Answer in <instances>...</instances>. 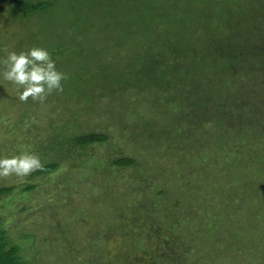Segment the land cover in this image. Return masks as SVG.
Listing matches in <instances>:
<instances>
[{
	"label": "rangeland",
	"instance_id": "rangeland-1",
	"mask_svg": "<svg viewBox=\"0 0 264 264\" xmlns=\"http://www.w3.org/2000/svg\"><path fill=\"white\" fill-rule=\"evenodd\" d=\"M191 1L194 2H186L188 7ZM15 3L17 0H0V57L39 45L35 43L39 36H26L37 29L30 30L26 17L11 7ZM58 7L36 12L30 19L34 24L43 23L46 13L52 12L48 21L54 22L61 17L62 6ZM90 9L85 5L82 11L90 13ZM109 22L107 31L95 24L82 34L86 40L77 36L65 43L64 51L56 58L57 70L67 77L61 81L63 90L53 91L43 103L31 98L21 103L14 86L0 80V155L30 151L41 162L50 156L66 160L63 140L72 130L73 134L93 131L107 136L103 142L88 144L81 150L75 147L70 160L63 161L56 172L39 177L43 199L34 212H24L15 220L20 228H32L36 235L32 254L27 245L26 255L36 264H246L251 245H264V193L250 188L257 180L250 169L241 170L243 160H232L233 167L230 157L242 154L237 151L239 146L256 152L263 146L264 88L257 94L256 85L248 82L246 87L251 90L247 95L238 84L243 79H237L236 90L243 95L236 97L233 105L241 104V108L223 117L220 148L215 144L220 125L212 116L222 110L210 104L204 106L206 114L202 116L192 114L186 104L175 109L169 103L163 108L162 103L149 101L137 89L102 95L97 93L101 88L85 91L84 81L79 78L84 79L87 70L94 74L89 84L99 78L105 87H116L115 82L120 81L117 71L104 72L96 66V44H103V57L108 56L99 64L110 62L112 68L115 57L121 66L125 54L132 52L130 48L124 51L123 46L122 53L120 48L114 53L106 52V43L115 38L122 37L125 42V34L111 28L113 19ZM188 24L179 23L172 29L170 24L166 30L172 31L170 37L175 41H187ZM81 40L86 47L80 46ZM186 62L190 68L191 59ZM242 64L237 66L242 69ZM124 68L127 70L125 65ZM89 90L92 94L87 96ZM153 122H162L169 131L155 142L156 148L151 138L147 143L141 141L146 132H160ZM263 154L264 147L258 156L239 159L247 158L251 166L264 159ZM116 157H128L134 163L110 164L109 160ZM28 176L0 179L11 182L29 179ZM64 176H72L68 188H64ZM242 182L246 184L244 188L240 186L239 195L230 192ZM54 190L55 195H51ZM211 243L216 244L215 248ZM236 247H244L243 253L239 254Z\"/></svg>",
	"mask_w": 264,
	"mask_h": 264
},
{
	"label": "trees",
	"instance_id": "trees-1",
	"mask_svg": "<svg viewBox=\"0 0 264 264\" xmlns=\"http://www.w3.org/2000/svg\"><path fill=\"white\" fill-rule=\"evenodd\" d=\"M187 1L17 0L16 6L11 5V7L18 10L22 17H26L30 30L37 29L35 32L37 34L27 32L26 36L30 37L28 34H32L33 37L39 36L36 38L38 41H35L36 45L39 44L37 47L44 46V49L55 61L56 68H58L56 58L64 51L65 43L72 42V39L77 36H81L83 41L86 40L82 34H85L88 26L93 28L97 24L98 27L100 26L104 31H107L109 30V20L113 19L111 28L115 31H122L125 34V42H122V37L115 38L114 42L106 43L105 46L108 49L106 52L108 54L114 53L120 48L122 53V46L126 48L124 51L130 48L132 52L125 54V62L121 66H118L119 60L114 56L115 60H111L116 64H113V69L112 64H109L110 62H105L103 65L99 64L102 58L103 61L108 60V56L103 57L105 55V53L103 54V44H96V47H93L95 58H98L95 60V62L97 61V65H95L104 72L108 69L117 71L116 76L120 77V81L115 82L116 87H110L111 85L105 87L99 78L97 82L89 84V79L94 74L87 70L84 79L79 78L84 81L85 91L87 88L91 90L93 87L101 88L100 92L97 93L102 95L117 91H129L130 88L137 89L138 93L142 92L146 98L150 99L149 101L157 104L158 102L162 103L163 108L169 103L175 106V109L186 104L187 107L191 108L192 114L200 113L202 116L206 114L204 106L210 104V106L216 107L217 111L222 110L216 116H212V119L216 120V125H220L219 132L217 131V136H215V144L220 148L221 139L223 140L220 134L223 131H221L223 117L232 116L234 111L241 108V104L233 105L236 97L243 95L241 90L244 93L247 91V95L250 94L251 89L248 90L246 87L248 82L256 85L255 92L257 94H261L264 88V0H194V2H189V7L186 4ZM85 5L92 7L90 13L82 11ZM192 5L196 6L192 7ZM56 6H62L60 18L63 19L59 18L54 22H49L52 12L46 13L47 17L45 16L43 23L38 21L34 24L30 19L32 18L31 15L36 12L54 11ZM185 6L188 8L186 9ZM66 9L69 14L65 12ZM184 12L186 15H182ZM65 17L66 19H64ZM64 20L66 21L64 22ZM185 22H189L186 28L190 34V40L181 41L177 39L175 41L170 37L172 31H167L166 28L172 24V29L177 24ZM45 23L47 25L43 26ZM65 26L66 28H64ZM63 32H67V35L65 33L62 35ZM82 40L80 46L84 47L85 43ZM120 57L122 55L118 58L120 59ZM188 59H191L190 68L187 67L186 61ZM120 61L122 62V60ZM235 63H238L237 65L243 63L242 69L237 65L235 66ZM124 65L127 70H125ZM223 66H225L224 69ZM124 74H128V76L124 77ZM240 78L243 80L239 81L238 84L241 83L242 88L237 92V79ZM248 78H250L249 81H247ZM115 83L111 84L115 85ZM85 94L88 96L92 93L89 90ZM176 118L175 120H179ZM175 120L173 124L177 125ZM153 123L155 126L157 125V123ZM156 127L160 132H146L141 141L147 143L145 141L151 138V143H155L160 140L163 132L169 133L162 122ZM72 131L68 134L69 138L63 140L67 146L64 153L67 161L70 160L69 157L73 154L75 147L77 150H81L88 144L103 142L107 139V136L102 132L89 131L73 134ZM236 133L237 131H233V134ZM261 133H264L263 127ZM238 134L242 138L241 133ZM165 136L167 137L168 134ZM149 145L152 146V144ZM153 146L156 148L157 143ZM263 147L264 141L263 146H259L257 152L254 149L248 150L239 146L237 151L242 154L236 158L230 157V165L233 167L235 166L232 160H243L241 170L246 172L250 169L257 180V183L250 188L257 191L262 189L263 191H259L261 193H264V181H262L264 180V159L251 164L256 171L254 172L251 166H248L247 158H239L248 155L251 157L253 154L258 156ZM66 160L50 156L41 162L44 165L43 170L30 173L29 179H14L11 182L0 179V264H36L35 260L26 255L27 245L29 248L31 247L32 254L36 235L32 228H28L29 230H24L25 227L22 226L20 228V223L15 222V220L24 212H34L35 208L39 206V201L43 199H41L42 192L39 191L42 188L39 177L44 178L48 174L56 172L60 164ZM109 163L119 166L134 162L128 157H116L110 159ZM257 168L260 169L259 172H257ZM243 174L245 176V173ZM71 179L72 176H64L62 180L64 188L71 185L69 183ZM258 179L261 181L258 182ZM245 184L242 182L230 192L236 194L239 192L240 186L244 188ZM53 194L55 195V190L51 193V195ZM237 194L239 195V193ZM51 202L53 204V199ZM121 218L124 219V217ZM150 222L153 225V220ZM26 240H28V244H26ZM211 244L215 248L216 244ZM243 248L236 247V250L241 254ZM251 248L252 250L249 249L248 251L249 260L246 264H264V245L258 242L251 245ZM219 250V252L223 251L221 247ZM213 252L216 253L217 251ZM60 253L57 254L58 257H60ZM168 255L171 256L169 252ZM168 255L166 258L170 259L171 257Z\"/></svg>",
	"mask_w": 264,
	"mask_h": 264
},
{
	"label": "clouds",
	"instance_id": "clouds-1",
	"mask_svg": "<svg viewBox=\"0 0 264 264\" xmlns=\"http://www.w3.org/2000/svg\"><path fill=\"white\" fill-rule=\"evenodd\" d=\"M66 74L58 71L49 52L41 47H30L26 51H9L0 57V80L14 86L16 98L27 102L43 103L53 91L63 90L61 81ZM40 158L30 151L14 155H0V178L27 177L34 171L43 170Z\"/></svg>",
	"mask_w": 264,
	"mask_h": 264
}]
</instances>
